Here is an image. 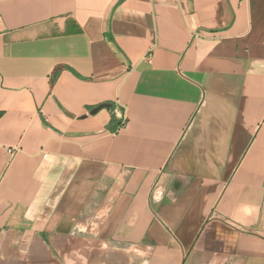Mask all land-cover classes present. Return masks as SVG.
<instances>
[{
  "label": "crops",
  "instance_id": "0c3cea01",
  "mask_svg": "<svg viewBox=\"0 0 264 264\" xmlns=\"http://www.w3.org/2000/svg\"><path fill=\"white\" fill-rule=\"evenodd\" d=\"M0 258L264 264V0H0Z\"/></svg>",
  "mask_w": 264,
  "mask_h": 264
},
{
  "label": "rangeland",
  "instance_id": "374dc122",
  "mask_svg": "<svg viewBox=\"0 0 264 264\" xmlns=\"http://www.w3.org/2000/svg\"><path fill=\"white\" fill-rule=\"evenodd\" d=\"M0 264H15V262L9 261V258H0Z\"/></svg>",
  "mask_w": 264,
  "mask_h": 264
}]
</instances>
